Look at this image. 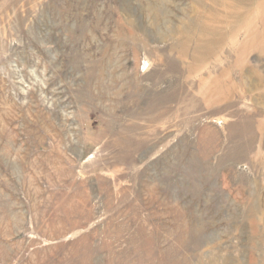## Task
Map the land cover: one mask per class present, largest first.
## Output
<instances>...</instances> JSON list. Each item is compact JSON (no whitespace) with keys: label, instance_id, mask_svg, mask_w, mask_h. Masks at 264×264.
Segmentation results:
<instances>
[{"label":"rangeland","instance_id":"obj_1","mask_svg":"<svg viewBox=\"0 0 264 264\" xmlns=\"http://www.w3.org/2000/svg\"><path fill=\"white\" fill-rule=\"evenodd\" d=\"M0 264H264V0H0Z\"/></svg>","mask_w":264,"mask_h":264}]
</instances>
